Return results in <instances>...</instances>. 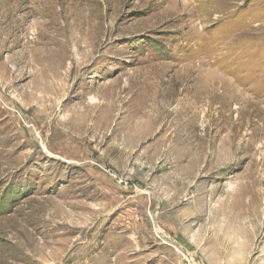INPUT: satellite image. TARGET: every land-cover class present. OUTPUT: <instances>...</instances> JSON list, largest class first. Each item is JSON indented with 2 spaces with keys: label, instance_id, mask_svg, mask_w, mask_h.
I'll list each match as a JSON object with an SVG mask.
<instances>
[{
  "label": "rangeland",
  "instance_id": "obj_1",
  "mask_svg": "<svg viewBox=\"0 0 264 264\" xmlns=\"http://www.w3.org/2000/svg\"><path fill=\"white\" fill-rule=\"evenodd\" d=\"M50 1L0 18V264H264V0Z\"/></svg>",
  "mask_w": 264,
  "mask_h": 264
},
{
  "label": "bare ground",
  "instance_id": "obj_2",
  "mask_svg": "<svg viewBox=\"0 0 264 264\" xmlns=\"http://www.w3.org/2000/svg\"><path fill=\"white\" fill-rule=\"evenodd\" d=\"M3 2H2V4L0 3V18H2L3 20H4V22H6L7 20L9 21V20H11L12 19V26H11V28H18L20 25V23H21V21H22V15H20V14H23L24 13V11H27L28 10V12H26L28 15H30V16H32V15H34L35 14V9L33 8V6L35 5V3H36V0L34 1V0H16V2H14V4H11V3H9V1L8 0H2ZM175 1V0H174ZM190 1V0H189ZM39 2H41V1H37V4L39 3ZM50 3V5L52 4V2L50 1V0H45V3ZM212 2V1H211ZM13 3V2H12ZM28 3H30L31 5H32V7H30L29 8V6L27 5ZM48 3V4H49ZM55 3V2H54ZM175 3V2H174ZM209 3V2H208ZM207 3V4H208ZM213 3V2H212ZM57 4V3H56ZM196 4V3H195ZM202 4V3H201ZM47 5V4H46ZM171 5H172V3H171ZM178 5V4H177ZM212 5V4H211ZM187 6V5H186ZM45 7V6H44ZM54 7V6H53ZM209 7V6H208ZM214 7V6H213ZM187 8V7H186ZM205 8V7H204ZM175 9V8H174ZM178 9V8H177ZM203 9V8H202ZM169 10V9H168ZM186 10V9H185ZM195 10V9H194ZM44 11V10H43ZM49 11V10H48ZM59 11V10H58ZM174 11H176V10H174ZM173 11V12H174ZM193 11V10H192ZM197 11V10H196ZM41 12V11H40ZM173 12L171 13V14H173ZM186 12V11H185ZM205 13H206V11H205ZM212 13V12H211ZM175 14V13H174ZM210 14V13H209ZM209 14L207 15V17H209ZM45 15V14H44ZM68 15V14H67ZM165 15V14H164ZM162 16V15H161ZM35 17V16H34ZM44 17V16H43ZM206 17V16H205ZM71 18V17H70ZM164 18V17H163ZM38 19V18H37ZM195 19V18H194ZM198 19V18H197ZM200 20V19H199ZM207 20V19H206ZM7 21V22H8ZM39 21V20H38ZM196 21V20H195ZM203 21H205V19L203 20ZM36 22V21H35ZM44 22V21H43ZM65 22V21H64ZM37 23H39V22H37ZM72 23V22H71ZM7 24H9V23H7ZM36 24V23H35ZM49 24V23H48ZM32 25V24H31ZM40 25V24H39ZM61 25V24H60ZM73 28V27H72ZM35 29V28H34ZM38 29V28H37ZM36 29V31H39V30H37ZM68 29H70V25H69V27H68ZM40 31H41V29H40ZM68 31V30H67ZM8 32V31H7ZM52 33V32H51ZM43 34V33H42ZM83 36V35H82ZM38 38V37H37ZM41 38V37H40ZM64 39V38H63ZM82 40V39H81ZM80 40V38H77L76 39V42H79V41H81ZM83 43V42H82ZM38 44V43H37ZM36 44V45H37ZM42 45V44H41ZM88 45H90V44H88ZM71 46H72V44H71ZM29 47V46H28ZM46 47V46H45ZM68 48V47H67ZM76 48V47H75ZM84 50V49H83ZM70 51V50H69ZM78 51V50H77ZM85 51V50H84ZM86 53V52H85ZM76 54V53H75ZM83 54V53H82ZM84 55V54H83ZM76 56V55H75ZM43 97V96H42ZM8 221H10V220H7V222ZM6 233H11V236L13 237L14 235H16L17 233H12L11 231H6ZM34 247V246H33ZM1 248V247H0ZM3 248V247H2ZM13 248H16L15 246H13ZM36 248H34V250H35ZM6 250V249H5ZM39 250V249H38ZM41 253V252H40ZM39 254V253H38ZM2 255V254H1ZM52 255V254H51ZM50 257V256H49ZM34 258H35V256H34ZM51 258V257H50ZM23 259H25V260H31V258H30V256H29V258H27V257H23ZM0 262H4V257H3V255L2 256H0ZM36 262V261H35Z\"/></svg>",
  "mask_w": 264,
  "mask_h": 264
},
{
  "label": "built area",
  "instance_id": "obj_3",
  "mask_svg": "<svg viewBox=\"0 0 264 264\" xmlns=\"http://www.w3.org/2000/svg\"><path fill=\"white\" fill-rule=\"evenodd\" d=\"M200 264H205V263H200Z\"/></svg>",
  "mask_w": 264,
  "mask_h": 264
}]
</instances>
